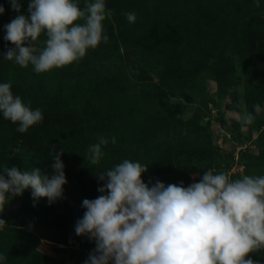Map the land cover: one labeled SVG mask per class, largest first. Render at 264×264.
<instances>
[{"label":"rangeland","instance_id":"rangeland-1","mask_svg":"<svg viewBox=\"0 0 264 264\" xmlns=\"http://www.w3.org/2000/svg\"><path fill=\"white\" fill-rule=\"evenodd\" d=\"M88 2L94 0H78L81 8ZM20 3L21 13L29 15V0ZM105 4L111 13L103 21L108 42L71 65L37 74L32 65L24 68L4 59L14 47L4 39V25L20 13L9 0H0L5 8L0 15V84L10 83L14 96L26 92V104L41 110L43 120L63 132L73 126L87 139L85 146L67 134L57 139L68 181L64 198L52 204L40 198L35 204L31 189L22 195L25 203L18 202L21 196L9 198L0 219L13 226H0V254L6 257L0 264H85L95 243L75 232L85 212L82 202L101 195L97 189L103 182L95 174L125 159L148 166L142 179L149 186L157 180L184 186L199 182L208 170L203 164L230 179L264 175V111L252 124L240 123L245 112L255 115L254 104L264 109V0ZM128 12L135 13L134 23L127 20ZM185 19L194 20L189 29ZM172 21L179 24L168 34L172 45L147 46L130 30L152 28V34ZM0 134V174L16 167L52 175V148L43 139L47 130L34 126L27 133ZM101 136L109 139L105 156L92 165L87 150ZM250 255L264 264V252Z\"/></svg>","mask_w":264,"mask_h":264},{"label":"clouds","instance_id":"clouds-1","mask_svg":"<svg viewBox=\"0 0 264 264\" xmlns=\"http://www.w3.org/2000/svg\"><path fill=\"white\" fill-rule=\"evenodd\" d=\"M9 3L20 14L4 25V39L14 45L4 59L24 68L32 65L37 74L71 65L109 40L103 27L111 15L105 0L88 2L83 8L78 0H29V15L21 13L20 0ZM4 12L0 5V15ZM125 15L135 22L134 12ZM42 35L46 38L38 51ZM11 87L0 84V112L18 125L17 132L27 133L43 120V114L14 96ZM253 109L255 115L245 112L240 118L242 125L252 124L264 111L259 103ZM108 143V138L99 137L88 147L86 159L98 165ZM111 143H116L115 137ZM63 154L53 145L51 176L39 168L23 172L4 168L0 211L10 197L21 196L27 189L34 201L47 198L52 204L64 198L68 181ZM147 171V165L125 159L95 174L103 182L97 189L101 195L83 200L85 212L75 227L77 235L95 243L85 264H259L250 254L264 252V175L230 179L210 169L189 186L160 180L149 186L142 179ZM5 224L0 219V226ZM4 260L0 254V261Z\"/></svg>","mask_w":264,"mask_h":264},{"label":"trees","instance_id":"trees-1","mask_svg":"<svg viewBox=\"0 0 264 264\" xmlns=\"http://www.w3.org/2000/svg\"><path fill=\"white\" fill-rule=\"evenodd\" d=\"M198 19H199V17H198ZM193 22H194V20L185 19L184 20V28L189 29V26ZM178 26H179L178 22H174V21L167 22L166 24L162 23V24H160L159 29H156V28L154 29L152 34H151L152 28H135V29H130V30H132L134 32L133 34H135V36L138 39H140L139 40L140 42L145 43L146 45H147V42H153L155 45L154 47L156 48V47L161 46V45H172L174 43V40H171L170 36L168 37V34L171 33L173 30H175ZM45 38L46 37L44 35H42L40 37V41L38 42L39 43L38 45H40L39 46L40 48L43 47V41ZM245 57H246V59L250 60L251 62H253L255 60V58L251 54H247V55L245 54ZM18 93H19V96L21 97L23 103L26 106H28V107L33 106L32 104H29V105L26 104V100H25L26 92H18ZM41 103L46 105L44 102H41ZM67 111L68 110H65V112L68 114L69 112H67ZM35 126H36V128H38L40 130L41 129L47 130L48 137L46 135L43 137V139L45 140L44 143L46 144V146L48 148H52L53 145H55L56 148L60 149L57 145V139L58 138L65 139L66 138V136H64L65 134H67V136H72L73 139H75V138L78 139V143L81 146H85V144L87 143L86 135L82 134V133H78L73 128V126L66 128L64 132H63V129H61V127H57L56 124L53 123L52 121L42 120L40 123H38ZM17 127H18L17 124H13L9 120H2L0 122V133H2L4 135H7V133L11 134L12 132L16 131ZM203 167L205 169H208V170L214 168V166L212 164H203ZM71 190H72V192H76V190L74 188H71ZM30 201H33L35 204H38L41 202L40 199L38 201H34L32 196L30 198ZM18 202L25 203L26 201H25V199H22V195H21ZM76 203H77V199L71 201L69 203L68 208H67L68 211H71L73 209L74 205H76ZM5 226L12 227L13 225L9 221H6ZM9 264H14V263L10 262Z\"/></svg>","mask_w":264,"mask_h":264}]
</instances>
